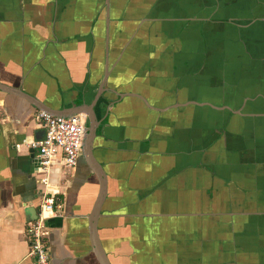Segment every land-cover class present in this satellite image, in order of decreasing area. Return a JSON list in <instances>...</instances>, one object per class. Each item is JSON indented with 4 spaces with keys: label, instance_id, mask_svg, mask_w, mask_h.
Here are the masks:
<instances>
[{
    "label": "crops",
    "instance_id": "crops-1",
    "mask_svg": "<svg viewBox=\"0 0 264 264\" xmlns=\"http://www.w3.org/2000/svg\"><path fill=\"white\" fill-rule=\"evenodd\" d=\"M0 85V264H34L33 115L78 105L111 264H264V0H0ZM52 179V264H99L95 175Z\"/></svg>",
    "mask_w": 264,
    "mask_h": 264
},
{
    "label": "built area",
    "instance_id": "built-area-1",
    "mask_svg": "<svg viewBox=\"0 0 264 264\" xmlns=\"http://www.w3.org/2000/svg\"><path fill=\"white\" fill-rule=\"evenodd\" d=\"M33 119L43 131L40 139L26 143L34 153L38 205L35 217L25 223L24 235L27 257L34 264H52L47 223L63 215V194L52 178L64 181L71 177L83 144L84 125L76 115L56 116L45 111H37Z\"/></svg>",
    "mask_w": 264,
    "mask_h": 264
},
{
    "label": "water",
    "instance_id": "water-1",
    "mask_svg": "<svg viewBox=\"0 0 264 264\" xmlns=\"http://www.w3.org/2000/svg\"><path fill=\"white\" fill-rule=\"evenodd\" d=\"M0 91L4 92H14L9 89H5V86L0 85ZM46 111V110H45ZM52 115L56 116H69L71 114L57 113L51 110H47ZM94 127L91 124L87 127V132L83 139V144L81 147V151L77 160L83 161L84 164L88 167L93 175H95L98 183V192L94 201L93 210L89 216V231L91 236V244L93 248L94 255L99 264H111L104 249L102 248L98 237H97V219L99 217L100 209L103 204L104 198L107 194V178L105 176V172L100 166L99 162L93 156V140H94ZM77 166V165H76ZM76 169V167H75ZM74 169V170H75ZM35 213L36 211H32Z\"/></svg>",
    "mask_w": 264,
    "mask_h": 264
},
{
    "label": "flooded vegetation",
    "instance_id": "flooded-vegetation-1",
    "mask_svg": "<svg viewBox=\"0 0 264 264\" xmlns=\"http://www.w3.org/2000/svg\"><path fill=\"white\" fill-rule=\"evenodd\" d=\"M87 106L82 107L81 105L75 106L74 112L71 115H76L78 116L82 121L84 125V136L87 132V127L89 125V110L86 109Z\"/></svg>",
    "mask_w": 264,
    "mask_h": 264
}]
</instances>
